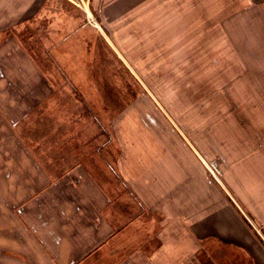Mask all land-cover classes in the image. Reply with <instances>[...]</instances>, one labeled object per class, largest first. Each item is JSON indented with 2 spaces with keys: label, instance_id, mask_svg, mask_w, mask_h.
<instances>
[{
  "label": "crops",
  "instance_id": "0c3cea01",
  "mask_svg": "<svg viewBox=\"0 0 264 264\" xmlns=\"http://www.w3.org/2000/svg\"><path fill=\"white\" fill-rule=\"evenodd\" d=\"M50 1L0 0V264H264V136L227 142L215 134L212 152L204 136L197 146L187 137L197 153L178 154L181 175L171 177L174 166L161 164L170 153L152 151L153 136L118 137L111 153L110 138L68 134L83 121L63 120L60 105L32 106L37 91L15 64L31 59V37L51 31L57 35L42 49L55 61L71 58L62 42L78 28L76 15L47 9ZM148 1L110 0L101 14L103 29L108 14L139 22L132 25L139 59L155 48L160 59H189L194 47L198 59H264V0H160L163 13ZM61 30L68 35L58 38ZM31 119L40 134L20 136ZM123 122L128 132L144 127ZM30 140L37 145L26 146ZM206 166L218 178L228 174L235 203L206 184Z\"/></svg>",
  "mask_w": 264,
  "mask_h": 264
},
{
  "label": "rangeland",
  "instance_id": "374dc122",
  "mask_svg": "<svg viewBox=\"0 0 264 264\" xmlns=\"http://www.w3.org/2000/svg\"><path fill=\"white\" fill-rule=\"evenodd\" d=\"M154 1H148L149 7L163 13L165 1ZM109 2L51 0L47 3V9L58 8L63 15L67 14L68 19L76 15L78 28H73L68 42H62L63 46H71L70 59L63 54L55 61L49 55H52L50 50L42 49L40 43L43 39L49 44L57 35L51 31L38 33V42L34 37L30 38L35 42L30 47L31 59L15 61V64L25 66L30 87L37 91L36 97L30 98L32 106L38 103L62 106L61 109H66L63 110V120L75 124L83 121L81 127L71 126L68 134L84 132L83 135L93 133V136L110 138L111 153L119 151L118 137L130 136L132 142L142 137L157 138L152 151L170 153L163 156L161 164L174 166L166 169L171 177L181 175L178 154L197 153L187 137L197 146L198 137L204 136L205 146L212 152L211 138L215 134L226 137L227 142L229 136L244 141L253 139V136H264V59H198L196 47L190 48L189 59H166V54L160 59L154 55L160 53V48L143 49L146 55L139 59L132 26L139 25V22L132 19V24L117 23L118 16L108 14L105 16L109 26L106 29L101 27L104 23L102 8ZM129 19L131 17L123 21ZM64 35L68 34L61 30L58 38ZM50 89L54 96L53 93L49 95ZM124 119L143 120L144 127L138 125L133 127V132H128L131 129L125 128ZM93 121L100 123L99 129ZM30 124L26 130L19 129V135L29 132L30 137L37 138L41 130L32 126V119ZM5 134V129L0 128V135L4 137ZM169 137L174 138V143H169ZM1 145L5 148L4 143ZM35 145L37 142L30 140L26 146ZM246 145L245 142L239 143V146ZM251 145L258 148L256 143ZM187 162V158L182 160V163ZM207 162L212 164V160ZM210 173L207 167L206 184L220 186L223 194L235 203L228 174L219 171L221 178H218ZM237 207L239 214L247 217L246 209Z\"/></svg>",
  "mask_w": 264,
  "mask_h": 264
}]
</instances>
